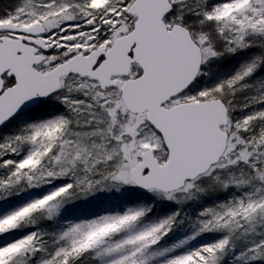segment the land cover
Returning <instances> with one entry per match:
<instances>
[{"label": "snow or ice", "instance_id": "6c2138e0", "mask_svg": "<svg viewBox=\"0 0 264 264\" xmlns=\"http://www.w3.org/2000/svg\"><path fill=\"white\" fill-rule=\"evenodd\" d=\"M0 264H264V0H0Z\"/></svg>", "mask_w": 264, "mask_h": 264}]
</instances>
